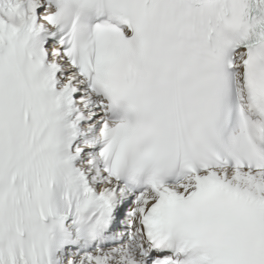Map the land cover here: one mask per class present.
Segmentation results:
<instances>
[{"label":"snow or ice","instance_id":"obj_1","mask_svg":"<svg viewBox=\"0 0 264 264\" xmlns=\"http://www.w3.org/2000/svg\"><path fill=\"white\" fill-rule=\"evenodd\" d=\"M0 264H264V0H0Z\"/></svg>","mask_w":264,"mask_h":264}]
</instances>
